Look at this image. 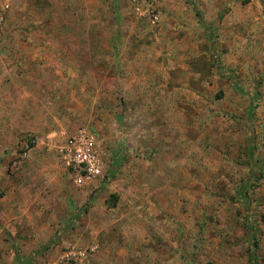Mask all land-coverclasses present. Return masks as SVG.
I'll use <instances>...</instances> for the list:
<instances>
[{"label":"rangeland","instance_id":"rangeland-1","mask_svg":"<svg viewBox=\"0 0 264 264\" xmlns=\"http://www.w3.org/2000/svg\"><path fill=\"white\" fill-rule=\"evenodd\" d=\"M9 2L0 65H64L0 92V190L38 193L0 216V264H264V0ZM83 127L102 173L77 184L58 148Z\"/></svg>","mask_w":264,"mask_h":264},{"label":"built area","instance_id":"built-area-1","mask_svg":"<svg viewBox=\"0 0 264 264\" xmlns=\"http://www.w3.org/2000/svg\"><path fill=\"white\" fill-rule=\"evenodd\" d=\"M156 0H131V4L136 12H140V6L147 4L148 8L153 6ZM10 8L9 0L0 3V22H2ZM149 12V9L147 10ZM145 13V12H141ZM58 154L62 164L74 173L77 184L96 178L102 173V161L98 150V139L88 128H80L74 134L67 137L65 142L59 146ZM91 251H94L93 249ZM87 251L70 249L66 257L75 259L76 256H85Z\"/></svg>","mask_w":264,"mask_h":264},{"label":"crops","instance_id":"crops-1","mask_svg":"<svg viewBox=\"0 0 264 264\" xmlns=\"http://www.w3.org/2000/svg\"><path fill=\"white\" fill-rule=\"evenodd\" d=\"M12 1V0H10ZM12 2H10L11 5ZM11 7V6H10ZM11 9L9 8L8 12ZM7 12V13H8ZM47 46L36 48V51L45 49ZM8 50H12L9 48ZM1 67H3L2 73H0V92L3 99L13 100L21 97L31 98L34 95L31 94L30 91H26L24 88H19V79L20 76L16 71L17 68L21 67H45V66H55L58 67L60 65H64V63L60 60H56L55 58L47 59V58H23V59H15L14 55H11L7 61L1 60ZM75 59H68L66 62V66H75ZM86 66V62H84ZM7 68H10L8 71ZM17 72V73H16ZM2 74V75H1ZM253 142V141H252ZM251 144L249 146L251 147ZM38 193L33 192V190H0V216L4 218L6 222H11L15 225L13 217L17 219V216H14L13 212H15L18 207L21 206L20 210H27V206H31V204L35 203L38 200ZM25 197V198H24ZM41 201V199H40ZM22 205H25L24 207ZM0 236H2V231L0 230Z\"/></svg>","mask_w":264,"mask_h":264},{"label":"trees","instance_id":"trees-1","mask_svg":"<svg viewBox=\"0 0 264 264\" xmlns=\"http://www.w3.org/2000/svg\"><path fill=\"white\" fill-rule=\"evenodd\" d=\"M197 15L201 18V20L204 22V20H203V16L201 15V13L199 12V11H197ZM251 149L254 151L255 150V148H254V143L251 141ZM115 198H117L116 196H114Z\"/></svg>","mask_w":264,"mask_h":264}]
</instances>
